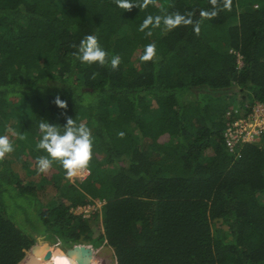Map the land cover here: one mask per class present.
Masks as SVG:
<instances>
[{"label":"trees","instance_id":"obj_1","mask_svg":"<svg viewBox=\"0 0 264 264\" xmlns=\"http://www.w3.org/2000/svg\"><path fill=\"white\" fill-rule=\"evenodd\" d=\"M202 10H212L210 0H157L131 11L114 0H0V135L14 145L0 161V264H24L36 246L99 242L116 264H264V148L245 145L234 157L223 136L231 119L264 104V0H232L231 11L212 19ZM177 12L194 13L199 34L191 25L161 24L151 37L139 31L148 15ZM86 35L109 59L121 58L117 70L73 60L72 45ZM149 43L156 57L141 62ZM232 92L242 106L230 118L208 100ZM67 118L93 137L89 176L79 184L59 162L47 173L36 167L48 155L37 147L40 122L63 132ZM51 185L54 199L34 210ZM95 202L102 209L90 218L72 213ZM15 206L38 235L7 216Z\"/></svg>","mask_w":264,"mask_h":264},{"label":"clouds","instance_id":"obj_2","mask_svg":"<svg viewBox=\"0 0 264 264\" xmlns=\"http://www.w3.org/2000/svg\"><path fill=\"white\" fill-rule=\"evenodd\" d=\"M115 4L124 11H131L132 8L139 7L141 10L149 5L155 6L157 0H142L136 3L133 0H114ZM212 5L211 11L202 10L200 15L202 19H212L219 11H231L232 0H210ZM194 13L186 14L172 13L167 15H148L139 26V31L144 32L146 37L152 36L151 28H158L164 25L167 31H172L180 26L193 27L196 34H199L200 21L192 19ZM148 31H145V30ZM77 50L71 53L73 60H79L81 63L92 65L97 64L99 67H106L110 64L113 71L119 68L121 58L113 56L109 59L108 53L100 46L98 38L94 35H86L83 37L78 46L72 45ZM156 57L155 43H149L144 47L143 54L140 56L141 62L153 61ZM99 75L94 72L91 79H95ZM54 103L61 109L67 108V103L57 96ZM39 130L42 138L39 140L37 147L45 151L47 156H40L36 161L37 171L39 173H47L51 170L54 162H59L66 170L68 178L75 177L82 169L87 168L92 159L93 137L91 129L85 124H76L72 118H67L66 124L63 126V132L56 125L41 121ZM123 138L124 133H118ZM14 151V145L7 135H0V161L6 154Z\"/></svg>","mask_w":264,"mask_h":264},{"label":"rangeland","instance_id":"obj_3","mask_svg":"<svg viewBox=\"0 0 264 264\" xmlns=\"http://www.w3.org/2000/svg\"><path fill=\"white\" fill-rule=\"evenodd\" d=\"M241 64V62H240ZM206 100H208V98H206ZM210 101L213 106L215 107V109L218 110H227L228 112H239L242 104L241 101L238 98L237 93H230V95L227 96H223L222 98H216L213 100H208ZM84 121V120H83ZM86 121V120H85ZM14 140V139H13ZM24 161L28 162L30 167L32 168V170H34L35 167H33L35 164L32 160V158L28 155L27 158H23ZM25 166V165H24ZM87 169H82L78 172V174L75 177L69 178V182L74 183V184H79L81 182H83L88 176L87 175ZM23 178H26L28 176V173L25 170H22L19 173ZM51 175H48L47 177L50 178ZM85 176V177H84ZM34 177V176H33ZM84 177V179H83ZM38 178H36L37 180ZM27 182V180L25 179V183ZM55 187L53 188L52 185L51 186H46V189L44 192H39L37 199H38V205L35 204L34 210L36 209V206L38 208H42L46 205H48L55 197ZM20 204L22 206H27L28 202L24 201V200H18L16 202H14V205ZM33 212V210H32ZM11 213L9 214V212H7V216L15 222V224L17 225V227L24 233L28 234V235H38V231L34 230V226H33V221L25 218V215L23 213V211L19 208H17L16 206L13 207L11 209ZM94 210H88L87 214L89 215H93ZM30 218V216H29ZM35 221V220H34ZM94 226V230L96 232V234H98V230L96 228V224H93ZM39 227V226H37ZM212 227H213V231L215 233V235H221L222 234V230L225 229V227L223 226V224L221 223L220 220H214L212 222ZM60 247L65 251V252H69L71 251V249L65 248L63 244H59ZM79 256L82 258V262L83 264H98L99 262H101L104 258L109 257L110 259L113 260L112 264H116L115 263V253L114 250L106 243V242H99V244H85V245H80L79 246ZM53 257L52 259H44L40 256V258H38V260H36V264H71L69 263V261L64 260L63 257L61 256H57L56 254L52 253ZM36 252L31 251L28 252V256L25 259L24 264H29V262L35 258H36Z\"/></svg>","mask_w":264,"mask_h":264},{"label":"built area","instance_id":"obj_4","mask_svg":"<svg viewBox=\"0 0 264 264\" xmlns=\"http://www.w3.org/2000/svg\"><path fill=\"white\" fill-rule=\"evenodd\" d=\"M237 113L228 112L227 115L232 118ZM223 136L228 152L234 157L239 156V150L245 145H256L259 148H264V104L256 102L245 115L231 119ZM88 174L89 171H87ZM101 209L102 204L95 202L87 207L73 209L72 213L90 218L91 215L87 214L88 210H94L95 213Z\"/></svg>","mask_w":264,"mask_h":264},{"label":"water","instance_id":"obj_5","mask_svg":"<svg viewBox=\"0 0 264 264\" xmlns=\"http://www.w3.org/2000/svg\"><path fill=\"white\" fill-rule=\"evenodd\" d=\"M52 249L53 250H60L62 255L65 256V257L67 256L72 264H83L82 258L79 256V253H78L79 252V247L71 249V251H69L67 253L58 244L53 245V246H48V247H45V246H36V247H34L33 251L36 252L35 256H36L37 259L33 258L29 262V264H36V260H38V258H40V256L42 258H44V259H52V257H53ZM68 255H71L73 257L68 256Z\"/></svg>","mask_w":264,"mask_h":264}]
</instances>
